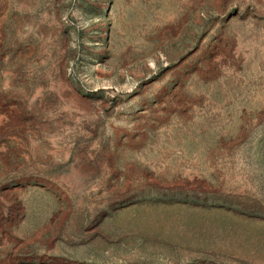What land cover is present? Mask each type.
Listing matches in <instances>:
<instances>
[{"label": "rangeland", "instance_id": "rangeland-1", "mask_svg": "<svg viewBox=\"0 0 264 264\" xmlns=\"http://www.w3.org/2000/svg\"><path fill=\"white\" fill-rule=\"evenodd\" d=\"M0 264H264V0H0Z\"/></svg>", "mask_w": 264, "mask_h": 264}]
</instances>
